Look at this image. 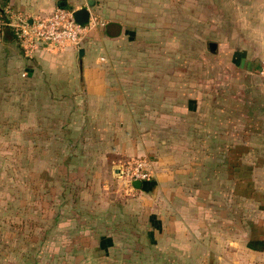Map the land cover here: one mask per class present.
Here are the masks:
<instances>
[{"label":"crops","instance_id":"0c3cea01","mask_svg":"<svg viewBox=\"0 0 264 264\" xmlns=\"http://www.w3.org/2000/svg\"><path fill=\"white\" fill-rule=\"evenodd\" d=\"M1 6L99 21L80 48L28 55L9 30L0 42V123L17 110L50 143L68 207L34 233L52 261L1 264H264V0ZM134 159L152 171L140 189L119 175Z\"/></svg>","mask_w":264,"mask_h":264},{"label":"rangeland","instance_id":"374dc122","mask_svg":"<svg viewBox=\"0 0 264 264\" xmlns=\"http://www.w3.org/2000/svg\"><path fill=\"white\" fill-rule=\"evenodd\" d=\"M165 66L162 62L156 63L155 69L162 72ZM175 66L176 62L170 64L172 70ZM12 113L8 126L0 123V264L2 261L33 263L40 258L52 261L49 254L51 239L34 237V233L51 229L53 216L68 209L61 207L63 201H67V191L52 186L53 161L49 154L41 155V149L46 145L49 148L50 143L36 141L33 126L22 132L17 126L19 112ZM120 182L124 181L118 178L114 186L119 187ZM116 188L109 189V194L114 193L111 195H107L106 190L103 199L113 195L119 197L115 194ZM107 242L111 243L110 240Z\"/></svg>","mask_w":264,"mask_h":264},{"label":"built area","instance_id":"2783aa9c","mask_svg":"<svg viewBox=\"0 0 264 264\" xmlns=\"http://www.w3.org/2000/svg\"><path fill=\"white\" fill-rule=\"evenodd\" d=\"M73 9L56 8L47 16L29 18L8 7H0V42L7 30L11 31L18 45L28 55L38 50H58L68 47L80 48L88 31L99 24L96 19H89L80 25ZM120 177L129 185L135 181L148 182L152 179L150 164L144 159L128 160L119 168Z\"/></svg>","mask_w":264,"mask_h":264},{"label":"water","instance_id":"95a60500","mask_svg":"<svg viewBox=\"0 0 264 264\" xmlns=\"http://www.w3.org/2000/svg\"><path fill=\"white\" fill-rule=\"evenodd\" d=\"M74 16H75V19L76 21L80 24V25H85L88 23L89 21V18H90V13H89V10L87 8H81V9H78L74 12ZM212 49L215 48V45L212 44L211 45ZM133 186L137 189H140L142 187V182L140 181H135L132 183Z\"/></svg>","mask_w":264,"mask_h":264}]
</instances>
